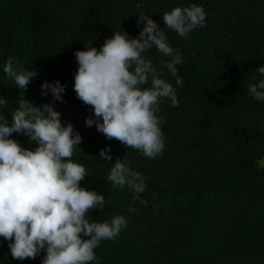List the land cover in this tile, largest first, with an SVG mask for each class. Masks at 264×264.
I'll return each instance as SVG.
<instances>
[{
  "label": "trees",
  "instance_id": "obj_1",
  "mask_svg": "<svg viewBox=\"0 0 264 264\" xmlns=\"http://www.w3.org/2000/svg\"><path fill=\"white\" fill-rule=\"evenodd\" d=\"M191 4L203 7L206 26L184 39L165 27L162 15ZM141 13L183 60L176 65L182 86L164 69L179 105L160 104L165 147L155 159L86 127L93 110L73 90L74 53L86 44L99 49L115 32L138 38ZM144 55L158 71L162 59H171L155 47ZM10 56L37 72L24 93L3 72ZM260 66L264 0H0V97L8 101L0 115L10 124L19 104H51L62 125L71 123L82 137L72 157L90 173L81 187L105 198L87 218L127 220L117 238L95 249L100 264H264V102L248 95L249 83L264 79ZM56 81L65 86L62 101L42 95L41 84ZM11 138L25 149L37 147L23 134ZM102 149H110L111 160L100 158ZM117 159L145 177L140 199L146 205L107 180ZM8 244L0 237V264H42L44 251L34 260H15Z\"/></svg>",
  "mask_w": 264,
  "mask_h": 264
},
{
  "label": "clouds",
  "instance_id": "obj_2",
  "mask_svg": "<svg viewBox=\"0 0 264 264\" xmlns=\"http://www.w3.org/2000/svg\"><path fill=\"white\" fill-rule=\"evenodd\" d=\"M138 16L137 24H144L138 38H130L124 31L115 32L99 49L86 44V50L74 53L78 70L73 90L93 110L95 118L87 117L86 127L95 126L106 139L117 140L155 159L162 156L165 147L160 104L167 99L171 106L179 105L176 88L163 78L164 69L175 77L176 85L182 86L176 65L183 60L150 16ZM162 20L166 28L189 39L195 29L206 26V13L196 4L177 6L165 12ZM153 47L163 57H171L160 61L159 71L144 55ZM3 72L23 93L37 75L11 56ZM256 72L264 76V66ZM41 89L42 95L50 92L54 100H63L65 86L59 81L44 82ZM248 95L264 102V79L249 83ZM7 102L0 97V105ZM11 117L9 124L0 115L5 121L0 123V237L9 241L11 257L34 260L44 251L42 264H100L95 249L102 241L117 238L122 227H127V220L122 215L110 222L87 218L90 210L105 206V198L81 187L90 175L84 165L72 160L82 143L81 135L71 123L62 125L61 113L51 104L34 106L26 101ZM13 133L27 136L37 147L23 148L11 138ZM108 153L110 149H102L100 158L111 160ZM107 180L121 191L127 188L134 201L147 204L140 199L147 188L145 177L126 161L117 159ZM127 210L135 208L129 205Z\"/></svg>",
  "mask_w": 264,
  "mask_h": 264
},
{
  "label": "rangeland",
  "instance_id": "obj_3",
  "mask_svg": "<svg viewBox=\"0 0 264 264\" xmlns=\"http://www.w3.org/2000/svg\"><path fill=\"white\" fill-rule=\"evenodd\" d=\"M261 163H263V164H264V158L261 160Z\"/></svg>",
  "mask_w": 264,
  "mask_h": 264
}]
</instances>
